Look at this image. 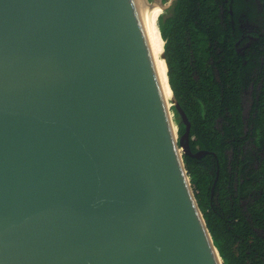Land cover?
Segmentation results:
<instances>
[{
    "label": "water",
    "instance_id": "1",
    "mask_svg": "<svg viewBox=\"0 0 264 264\" xmlns=\"http://www.w3.org/2000/svg\"><path fill=\"white\" fill-rule=\"evenodd\" d=\"M174 1L0 0V264H225L149 36Z\"/></svg>",
    "mask_w": 264,
    "mask_h": 264
},
{
    "label": "trees",
    "instance_id": "2",
    "mask_svg": "<svg viewBox=\"0 0 264 264\" xmlns=\"http://www.w3.org/2000/svg\"><path fill=\"white\" fill-rule=\"evenodd\" d=\"M167 14L169 81L192 152L208 151L184 155L196 198L225 264H264V0H175Z\"/></svg>",
    "mask_w": 264,
    "mask_h": 264
},
{
    "label": "bare ground",
    "instance_id": "3",
    "mask_svg": "<svg viewBox=\"0 0 264 264\" xmlns=\"http://www.w3.org/2000/svg\"><path fill=\"white\" fill-rule=\"evenodd\" d=\"M157 7L154 9L147 10L148 13V24H149V36L151 39L152 49L155 54L156 66L159 74V78L162 85V90L164 92V96L167 100L168 106L172 103V90L168 81V69L165 60L162 58L161 54L165 50V39L162 36L159 28L157 27V19L162 11L159 7V4H156Z\"/></svg>",
    "mask_w": 264,
    "mask_h": 264
},
{
    "label": "flooded vegetation",
    "instance_id": "4",
    "mask_svg": "<svg viewBox=\"0 0 264 264\" xmlns=\"http://www.w3.org/2000/svg\"><path fill=\"white\" fill-rule=\"evenodd\" d=\"M169 0H164V2L165 3H167ZM175 2V1H174ZM174 4V3H173ZM173 6V5H172ZM172 6L170 7V8H172ZM170 8L169 9H167L165 12H168L169 10H170ZM161 13V12H160ZM241 27H242V25H241ZM253 93H254V86H253V84L251 85V88H249V89H247V90H245V96H246V98L249 100H245V97H244V104L246 105V112H248V109L247 108H249L252 104L250 103V100H251V102H253ZM248 116V115H247ZM247 122V121H246ZM246 127H247V125H246Z\"/></svg>",
    "mask_w": 264,
    "mask_h": 264
},
{
    "label": "rangeland",
    "instance_id": "5",
    "mask_svg": "<svg viewBox=\"0 0 264 264\" xmlns=\"http://www.w3.org/2000/svg\"><path fill=\"white\" fill-rule=\"evenodd\" d=\"M164 14H165V15H168L167 12H165ZM168 104H169V102H168ZM174 111H175V110H174V107L172 106V107H171V113L173 114ZM173 116H174V115H173ZM173 120H174V117H173ZM174 122H175V120H174ZM175 123H176V122H175Z\"/></svg>",
    "mask_w": 264,
    "mask_h": 264
}]
</instances>
